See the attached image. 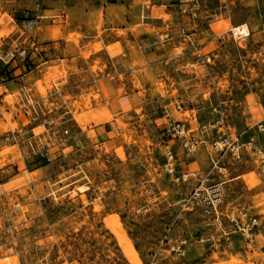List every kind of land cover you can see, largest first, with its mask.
I'll return each instance as SVG.
<instances>
[{"label": "rangeland", "instance_id": "1", "mask_svg": "<svg viewBox=\"0 0 264 264\" xmlns=\"http://www.w3.org/2000/svg\"><path fill=\"white\" fill-rule=\"evenodd\" d=\"M107 1L127 5L109 12L127 9L139 21L131 27L139 39L127 44L130 61L115 62L116 75L100 79L105 65L98 60L87 72L68 63V56L81 54L88 65L103 46L79 51L69 43L63 56L60 42L80 35L64 38L60 19L49 27L54 14L42 22L45 41L59 43L55 54L37 43L42 29L31 30L34 24L12 56L0 57L10 88L0 105V136H16L0 141V264H264V172L253 151L238 161L223 159L225 204L255 215L259 224L253 244L238 239L228 250L196 242L217 228L198 211L180 210L194 183L175 184L162 169L163 110L191 129L221 119L217 130L252 138L264 153V134L256 129L264 119V0ZM91 21L99 36L101 9ZM241 24L246 37L234 30ZM17 31L11 17L0 15V53L2 40ZM106 49L122 53L119 44ZM27 57H35V70L12 82L24 74ZM20 86L34 109L22 102ZM90 115L100 118L89 122ZM79 116L88 123H78ZM61 127L70 134L64 149L51 137ZM47 144L50 163L38 154ZM177 165L205 173L207 153L201 148ZM177 239L189 241L181 258L170 251Z\"/></svg>", "mask_w": 264, "mask_h": 264}, {"label": "built area", "instance_id": "2", "mask_svg": "<svg viewBox=\"0 0 264 264\" xmlns=\"http://www.w3.org/2000/svg\"><path fill=\"white\" fill-rule=\"evenodd\" d=\"M39 10V2H36L34 13H38ZM36 20L37 18L34 17L32 20L26 21L25 29L31 28ZM32 50L37 55L39 54L36 45L33 44ZM21 54H24V51ZM9 55L12 56L10 48H6L0 53V57L4 58ZM2 59L0 58V61ZM27 61L28 64L22 66L23 73L31 74L35 70L34 63L30 57H27ZM38 61H40V58ZM7 83L8 80L0 75V88H4ZM18 94L24 104L34 109L33 98L26 93L25 87L21 86ZM64 113L68 114L69 111L66 110ZM162 121L164 137L162 141L164 148L162 169L165 175L175 184L194 183L190 193L179 201L180 210L184 212L198 211L207 222V226L217 228L216 235L200 236L196 239V242H211L216 248L228 250L232 247L234 238L238 236L248 245L253 244L259 228L258 219L255 215H250L243 209L227 207V204H225L227 198L226 182L221 178L223 176L221 171L225 170L223 168L224 158L231 157L233 160L238 161L244 152L253 151L254 155L259 157L261 170L264 172V153L255 148L253 140L243 143L240 141L241 135L231 136L229 133L217 130V128H221V119L211 123L197 124L195 129H191L186 122L174 119L166 110H163ZM256 129L259 133L264 134V119L256 124ZM214 130H216V135L210 140L203 138L205 133H211ZM15 137L14 132H9L1 135L0 141H10ZM51 137L55 147L64 149L70 140L69 130L61 127L56 131H52ZM48 148L47 144L46 148L42 147V151H38V154L43 160L50 163L51 159L46 151ZM201 148H204L207 153L208 170L205 173L179 170L177 165L179 161L184 160L185 163H188L189 158L196 155ZM224 224L227 226L224 227ZM188 242L186 239H177L172 242L170 251L174 257H184Z\"/></svg>", "mask_w": 264, "mask_h": 264}, {"label": "crops", "instance_id": "3", "mask_svg": "<svg viewBox=\"0 0 264 264\" xmlns=\"http://www.w3.org/2000/svg\"><path fill=\"white\" fill-rule=\"evenodd\" d=\"M141 1L144 2L145 0ZM149 1L150 0H148V2ZM36 2H39L40 5V10L37 14L34 13ZM118 5L126 4H122L120 2H108L107 0H0V15L6 14L11 17L14 25L18 29V31L15 32V34L10 38H8L7 40H2V43L4 45L3 48H10L12 50V48L17 45V42H21L22 44L26 42L27 37L21 39V35H24L26 34L25 32L30 31L25 30V25L27 23L26 16H28V18H37V20L35 21V26L31 30H36L37 26H41L40 28L42 29V31L41 33H38V36H36L37 43L47 44L44 46L46 54L48 53V48L49 50L50 48L52 50V52L49 53L55 54L56 47L54 45H59V43L54 44L52 43V41H45L44 35L46 33L44 30H46V26L45 22H42V20L46 19L47 14H54L55 16L49 18V27L53 26V22H55L57 19H60L63 22L61 34L64 38L73 33L80 35V37L76 39L77 42H68L65 39L64 41L60 42V45L62 46L63 56L64 51L69 43L70 46L73 45V47H77V50L79 51L86 50L90 45H93L94 43H100L103 46L102 50L91 54L87 61L88 65H85L86 61L82 59L81 54H75L73 57L68 56V63L74 62L79 71L87 72L89 70L88 67L92 65L94 61L98 60L100 62V65H105V69L103 70L102 74H99V78L101 79L107 76H114L116 75V71L118 69L114 63L122 61V58H124L125 61H130V54L127 50V44L130 43L134 45L136 44L137 39H139L136 38L135 33H133L131 30V27L138 25L139 21L129 16V13H131L130 10L125 9L126 13L115 11V13L113 14L112 12H109V8ZM100 9L103 26L100 29V35L98 36L97 32H95L93 28L91 14L94 11H100ZM16 14L19 20H15L14 15ZM50 19L52 20L50 21ZM21 24H23V28L20 27ZM242 27L246 26L241 24L235 27L234 30L240 29ZM246 29L248 30L247 27ZM118 32H123V35H118ZM248 35L249 30L247 36ZM115 44L120 45L122 49L121 54H118V50L113 53L107 51V47L113 46ZM30 58L33 59L35 57ZM27 75L29 74H20L19 76H17V79L12 82L23 81ZM12 82H9V85ZM9 89L10 88H8L7 86L3 88L0 101H2L3 97H5ZM249 140L253 139L247 138L246 141H243L240 137V141L243 143H247ZM238 239L241 240L240 237L236 236L234 238V241Z\"/></svg>", "mask_w": 264, "mask_h": 264}, {"label": "bare ground", "instance_id": "4", "mask_svg": "<svg viewBox=\"0 0 264 264\" xmlns=\"http://www.w3.org/2000/svg\"><path fill=\"white\" fill-rule=\"evenodd\" d=\"M247 33H248V30L246 29V27H243V28H241V29H239L238 30V33H237V35H239V36H241V37H246L247 36ZM240 37V38H241ZM57 78V77H56ZM84 118V119H83ZM98 118H100L99 117V115L98 116H96V115H90V118H88L89 119V122H90V120H94V119H98ZM103 118V117H102ZM109 119V118H108ZM76 121L78 122V123H83V122H87L88 120H87V116H84V117H78V118H76ZM102 121H104V120H100L99 119V122H102ZM93 122H95V121H93ZM88 123V122H87ZM98 123V122H97ZM82 127V126H81ZM7 152H5V154H6ZM4 154V155H5ZM117 235V234H116ZM120 238V237H119ZM119 238H117V239H119ZM120 243V242H119ZM129 256V255H128Z\"/></svg>", "mask_w": 264, "mask_h": 264}, {"label": "trees", "instance_id": "5", "mask_svg": "<svg viewBox=\"0 0 264 264\" xmlns=\"http://www.w3.org/2000/svg\"><path fill=\"white\" fill-rule=\"evenodd\" d=\"M15 20H19L17 17H15Z\"/></svg>", "mask_w": 264, "mask_h": 264}]
</instances>
